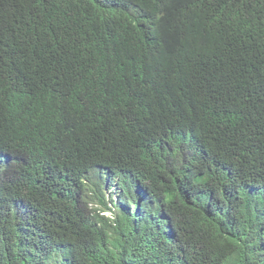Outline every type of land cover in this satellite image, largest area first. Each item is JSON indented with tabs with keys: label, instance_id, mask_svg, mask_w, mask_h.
<instances>
[{
	"label": "trees",
	"instance_id": "trees-1",
	"mask_svg": "<svg viewBox=\"0 0 264 264\" xmlns=\"http://www.w3.org/2000/svg\"><path fill=\"white\" fill-rule=\"evenodd\" d=\"M0 264H264V0H0Z\"/></svg>",
	"mask_w": 264,
	"mask_h": 264
},
{
	"label": "clouds",
	"instance_id": "clouds-1",
	"mask_svg": "<svg viewBox=\"0 0 264 264\" xmlns=\"http://www.w3.org/2000/svg\"><path fill=\"white\" fill-rule=\"evenodd\" d=\"M107 184H109V181L106 182ZM116 185V187H118V185L116 184V182H113V186L111 187V189ZM111 189L109 190V197H110V193H111ZM119 188H117L116 190V196L114 197L113 195H111L112 199L114 202H117V200L119 199ZM141 204L140 205H137V207H140L142 205H146L149 203V199H146V198H141ZM108 214V213H107Z\"/></svg>",
	"mask_w": 264,
	"mask_h": 264
},
{
	"label": "rangeland",
	"instance_id": "rangeland-1",
	"mask_svg": "<svg viewBox=\"0 0 264 264\" xmlns=\"http://www.w3.org/2000/svg\"><path fill=\"white\" fill-rule=\"evenodd\" d=\"M118 187H116V185L111 189V193H110V197L111 195H113L114 197L116 196V190Z\"/></svg>",
	"mask_w": 264,
	"mask_h": 264
}]
</instances>
